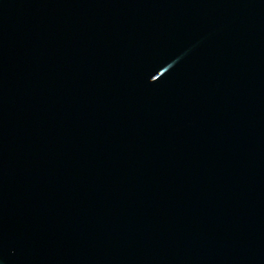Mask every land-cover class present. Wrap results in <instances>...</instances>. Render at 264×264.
<instances>
[{
  "label": "water",
  "instance_id": "95a60500",
  "mask_svg": "<svg viewBox=\"0 0 264 264\" xmlns=\"http://www.w3.org/2000/svg\"><path fill=\"white\" fill-rule=\"evenodd\" d=\"M0 264H264V0H0Z\"/></svg>",
  "mask_w": 264,
  "mask_h": 264
}]
</instances>
